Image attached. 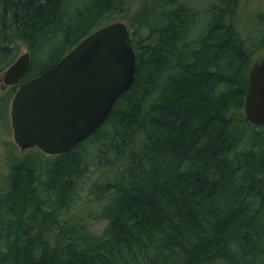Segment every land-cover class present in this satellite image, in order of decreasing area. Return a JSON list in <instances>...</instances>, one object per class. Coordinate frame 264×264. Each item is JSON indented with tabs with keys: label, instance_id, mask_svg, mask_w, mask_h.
<instances>
[{
	"label": "trees",
	"instance_id": "obj_1",
	"mask_svg": "<svg viewBox=\"0 0 264 264\" xmlns=\"http://www.w3.org/2000/svg\"><path fill=\"white\" fill-rule=\"evenodd\" d=\"M240 1L200 12L193 0H145L127 24L133 82L102 126L58 156L11 160L0 262L264 264V127L243 111L253 49L234 26ZM128 7L0 0V77L18 43L30 54L24 83ZM16 89L0 82V117ZM85 185L94 196L78 205ZM92 219L108 220L103 235L87 233Z\"/></svg>",
	"mask_w": 264,
	"mask_h": 264
},
{
	"label": "water",
	"instance_id": "obj_2",
	"mask_svg": "<svg viewBox=\"0 0 264 264\" xmlns=\"http://www.w3.org/2000/svg\"><path fill=\"white\" fill-rule=\"evenodd\" d=\"M135 52L127 25L116 21L80 40L54 66L21 83L29 52L2 73L3 87L17 86L10 103L13 140L21 152L37 147L47 155L69 151L95 132L130 88ZM246 120L264 126V59L248 74Z\"/></svg>",
	"mask_w": 264,
	"mask_h": 264
},
{
	"label": "rangeland",
	"instance_id": "obj_3",
	"mask_svg": "<svg viewBox=\"0 0 264 264\" xmlns=\"http://www.w3.org/2000/svg\"><path fill=\"white\" fill-rule=\"evenodd\" d=\"M193 1L195 2L194 4H198L200 12L206 9V6L207 4H209V2H213V0ZM144 3H146L145 0H129V7L127 8V12H124L121 15L104 18L103 20H101V25H106L107 23L114 21H122L125 24H130L132 18H134L135 13L143 8ZM235 16V28L241 34V37L246 40V42H248V44L251 43V48L253 49L250 65H252L253 63L261 62L264 58V0H241L236 7ZM16 48L17 56L27 51V48L22 43H18ZM6 89H8V87H3V90ZM10 103L11 99L8 102V108L4 114V117H0V184L3 183L7 178L11 160H13L14 158H22L23 156L31 153L30 149L21 152L20 148L15 144L13 140V132L10 122ZM262 132L264 137V129H262ZM28 150L29 152H27ZM44 156H48L49 158V155L44 154ZM87 176L89 177L90 173ZM94 179V176H91V180ZM87 180L88 178L86 177L85 182ZM87 186L85 185L83 190L79 193L81 199L78 201V205L84 204L86 200H90L94 196L93 195L89 197L90 194L88 193ZM91 204L92 203H89L88 207H91ZM85 206L86 204L84 205V207ZM88 207H85L84 210H87ZM107 226L108 220L106 219H92L91 223L87 227V233L91 234L92 236H101L105 233ZM0 264H6V262H0Z\"/></svg>",
	"mask_w": 264,
	"mask_h": 264
},
{
	"label": "bare ground",
	"instance_id": "obj_4",
	"mask_svg": "<svg viewBox=\"0 0 264 264\" xmlns=\"http://www.w3.org/2000/svg\"><path fill=\"white\" fill-rule=\"evenodd\" d=\"M213 1H214V0H213ZM218 1H219V0H218ZM220 1H221V0H220ZM235 1H236V0H235ZM198 2H199V1H198ZM216 2H217V0H216ZM216 2H215V3H216ZM200 3H201V2H200ZM210 3H211V2H209V4H210ZM215 3H213V4H215ZM217 3H218V2H217ZM204 4H205V3H204ZM209 4H208V5H209ZM213 4H212V5H213ZM234 4H236V3H234ZM234 4H233V5H234ZM215 5H216V4H215ZM193 7H194V6H193ZM197 9H199V8H197ZM237 14H238V13H237ZM145 22H147V21H145ZM234 22H235V21H234ZM263 28H264V27H263ZM233 29H234V28H233ZM257 32H258V31H257ZM259 32H260V31H259ZM251 35H252V34H251ZM252 37H253V36H252ZM242 39H243V38H242ZM249 41H250V40H249ZM244 43H245V42H244ZM246 43H247V42H246ZM263 44H264V43H263ZM244 45H245V44H244ZM247 45H248V44H247ZM244 48H246V46H244ZM37 59H38V58H37ZM42 63H43V62H42ZM250 66H251V65H250ZM92 134H93V133H92ZM90 136H91V135H90ZM82 143H83V142H82ZM27 152H29V150H28ZM23 155H24V154H23ZM57 156H58V155H57ZM104 182H105V181H104ZM96 183H97V182H96ZM97 184H98V183H97ZM94 185H95V184H94ZM91 187H92V185H91ZM96 193H97V192H96ZM91 195H92V194H91ZM91 195H90V196H91ZM96 196H97V195H96ZM66 217H67V216H66Z\"/></svg>",
	"mask_w": 264,
	"mask_h": 264
}]
</instances>
